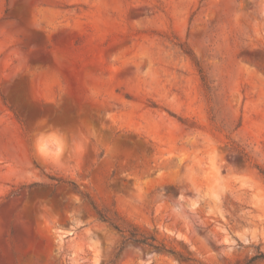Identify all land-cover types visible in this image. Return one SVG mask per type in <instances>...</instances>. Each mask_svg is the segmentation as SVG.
<instances>
[{"label": "rangeland", "instance_id": "374dc122", "mask_svg": "<svg viewBox=\"0 0 264 264\" xmlns=\"http://www.w3.org/2000/svg\"><path fill=\"white\" fill-rule=\"evenodd\" d=\"M258 252L264 0H0V264Z\"/></svg>", "mask_w": 264, "mask_h": 264}, {"label": "trees", "instance_id": "16d2710c", "mask_svg": "<svg viewBox=\"0 0 264 264\" xmlns=\"http://www.w3.org/2000/svg\"><path fill=\"white\" fill-rule=\"evenodd\" d=\"M60 181V180H58ZM43 185V183L39 182H33L29 185H22L21 188H32ZM71 185L76 188V186L71 183ZM93 205V204H92ZM93 209L95 210V213L99 220L104 221L108 223L112 228H114L117 232L120 233L122 237V242L130 241L132 243L141 244L144 246H147L149 248H155L157 250H167L170 253L175 254L176 252L173 249H165V246L158 243L156 238L153 235H146L141 232H139L135 227H126L124 224H121L118 222L115 218H112L108 216L105 212L102 210L96 208L95 205H93ZM179 257H181L180 254H178ZM264 258V253L258 252V254L252 256L245 264H249L250 262L259 259Z\"/></svg>", "mask_w": 264, "mask_h": 264}]
</instances>
